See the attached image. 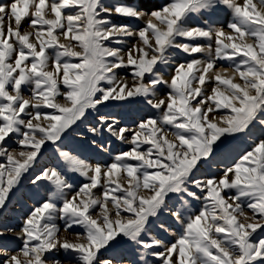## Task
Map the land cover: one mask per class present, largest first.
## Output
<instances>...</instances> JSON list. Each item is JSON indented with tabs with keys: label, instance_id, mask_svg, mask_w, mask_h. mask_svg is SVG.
Returning <instances> with one entry per match:
<instances>
[{
	"label": "snow or ice",
	"instance_id": "6c2138e0",
	"mask_svg": "<svg viewBox=\"0 0 264 264\" xmlns=\"http://www.w3.org/2000/svg\"><path fill=\"white\" fill-rule=\"evenodd\" d=\"M222 6L232 16L228 31L210 22ZM194 14L209 18L189 26ZM25 19L31 31H21ZM129 39L136 42L124 52ZM172 49L188 57L207 51V58L170 65ZM218 61L229 63L230 75L216 70ZM162 66L171 67L168 79ZM122 68L131 84L117 78ZM160 86L165 95L150 98ZM129 98L159 114L133 128L107 115L87 126L93 137L103 130L128 143L111 163H89L61 146L88 110ZM253 127L264 135V0H0V213L26 175L33 186L50 185L21 223L19 250H0V264H49L59 250L76 264H115L116 256L101 253L125 243L140 251V264H153L149 257L156 264H264V138L218 177L197 176L225 139ZM49 145L63 168H37ZM68 173L85 182L76 187ZM162 213L182 226L169 243L152 234ZM58 218L65 231L79 226L82 233L61 239ZM159 230L169 228L161 222Z\"/></svg>",
	"mask_w": 264,
	"mask_h": 264
},
{
	"label": "rangeland",
	"instance_id": "374dc122",
	"mask_svg": "<svg viewBox=\"0 0 264 264\" xmlns=\"http://www.w3.org/2000/svg\"><path fill=\"white\" fill-rule=\"evenodd\" d=\"M126 2L135 3L138 2V0H126ZM148 2L161 4L166 2V0H148ZM237 2H242V0H237ZM206 18H209L208 14H204L203 16L194 14L189 17L188 25L194 26L197 22L202 23V21ZM113 19L118 23H129L133 26H142L140 21L134 19L122 20L118 17H114ZM231 19L232 16L230 10L223 6L216 9L210 16V22L213 23V26H222L225 28V31H228L227 23ZM21 29V31H31V29H29L28 27L27 19L23 21V27ZM135 42V39L127 40L123 51L126 52L128 47H130L131 44ZM198 42L205 47L209 43L204 39H201ZM212 44L214 49V41L212 42ZM169 55L170 65H174L175 63L183 62L184 60L192 57L200 60H205L207 58V51L205 53L192 54V57H188L187 54L177 53V50L172 49L170 50ZM225 68L228 69V72L225 74L230 75L232 69L229 66V63L227 61L217 62L216 70L223 72ZM158 70L162 72L165 79L169 78V74L171 72L170 66H162ZM148 75L149 74H146L145 82H147ZM121 77L127 78L129 84L132 83L131 72L129 71V69H120L117 72V78L120 79ZM207 87L210 90L212 84H208ZM167 91L168 89L166 86H160L157 91V96L154 98H150L159 99L160 97H163ZM23 94L26 98L30 97L31 88H25ZM58 100L59 102L63 103L62 97H59ZM158 114L159 113H157L155 109H152L142 98H129L128 102H107L105 103V105L100 106L98 108V111L88 110L86 118L81 122H78L72 128V130L68 132V134L61 142V146L65 150L71 151L75 154H79L89 163H111L113 158L118 153L128 150V143L117 140L115 137L111 136L108 132L103 130H101L95 137H93L92 134L87 131V126H96L98 123V116L107 115L109 117H114L118 121V125L120 127L127 126L128 128H133L141 118L147 115ZM216 115L218 116L219 112H217ZM261 138H264V135H262V130L259 127H253L250 128L244 135H237L235 137L225 139L218 149L217 155L213 158V160L209 163L201 165L200 169L197 171V176L206 177L215 175L218 177L222 173V168L225 165L230 164L234 159H237L240 154L248 150L253 139ZM92 139H96L98 144H103L108 150L101 151L98 148L93 147L90 143ZM9 143L13 148L16 147L14 140L10 141ZM39 167L63 168L64 165L63 162L59 160L58 154L55 152L54 148L49 145L44 154L39 159L37 168ZM68 175L72 178L76 187H78L79 184L85 182L84 178L80 177L76 173H68ZM30 180L31 174L26 175L23 182L16 189L15 193L9 200L7 207L3 210L2 213H0V223L7 225L8 227H11L13 229V231L7 232L4 231V229L0 228V232H3V235H0V250H4L13 254L19 250L22 241L18 238L17 233H19L20 231V226L23 219L34 205H37L39 202H42L44 198H46V192L50 188L48 182L45 181L43 185L33 186L30 183ZM100 191H102V189L96 190L97 195H99ZM69 194L71 195V193ZM199 207V202H193L194 209H199ZM96 211L98 212L99 209H97ZM95 214L96 212H93V215ZM161 222H163L165 226L169 228L168 232H162L159 230V224ZM56 223L60 229L59 235L61 239L66 238L68 240H74L75 233H82L83 231L79 226H74L68 231H65L64 222L59 218L57 219ZM181 231L182 226L166 213H162L158 220H153L152 234L158 235L160 238L164 239L165 243H169L174 240L175 237L172 235V233L179 234ZM105 256H108L109 258H111V256H116L117 259L115 261V264H140V251L135 245L127 243H125L118 252L113 253L112 250H108V253H101L102 258H104ZM48 259L49 264H53L55 260H60L61 264H76L74 256L70 253H66L64 250L54 252V254ZM149 259L153 261V264H156L155 258L149 257Z\"/></svg>",
	"mask_w": 264,
	"mask_h": 264
},
{
	"label": "bare ground",
	"instance_id": "6f19581e",
	"mask_svg": "<svg viewBox=\"0 0 264 264\" xmlns=\"http://www.w3.org/2000/svg\"><path fill=\"white\" fill-rule=\"evenodd\" d=\"M225 23V22H224ZM22 30V29H21ZM63 42V41H62ZM230 73V72H229Z\"/></svg>",
	"mask_w": 264,
	"mask_h": 264
}]
</instances>
